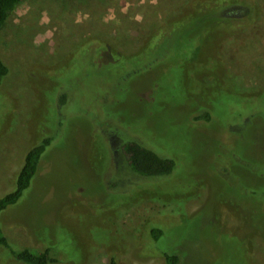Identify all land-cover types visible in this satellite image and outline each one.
Wrapping results in <instances>:
<instances>
[{
	"label": "rangeland",
	"instance_id": "rangeland-1",
	"mask_svg": "<svg viewBox=\"0 0 264 264\" xmlns=\"http://www.w3.org/2000/svg\"><path fill=\"white\" fill-rule=\"evenodd\" d=\"M200 1L205 13L196 15ZM221 1L17 5L0 29L10 68L0 87V197L14 188L27 151L45 135L56 139L31 188L1 214L14 248L50 247L54 264H166L144 245L146 229L161 223L182 264H264V0L255 21L237 25L214 19ZM179 15L184 25L163 37L171 62L140 68L117 89L114 52L132 56ZM191 40L204 43L203 65L186 49ZM106 97L110 117L98 108ZM208 109L210 121L194 119ZM118 136L184 151L178 182L149 184L122 154L121 165ZM0 264L27 263L0 246Z\"/></svg>",
	"mask_w": 264,
	"mask_h": 264
},
{
	"label": "trees",
	"instance_id": "trees-1",
	"mask_svg": "<svg viewBox=\"0 0 264 264\" xmlns=\"http://www.w3.org/2000/svg\"><path fill=\"white\" fill-rule=\"evenodd\" d=\"M22 0H0V29L5 25L7 19L11 15V13L15 10L17 5ZM203 1V0H202ZM243 0H222V6L220 8L219 13L217 14V17L214 19H218L219 21H227L232 24H238L241 20L245 19L249 21V19H252V21H255L254 17H258L260 13V8L257 4V0H244V3H239ZM201 2V1H200ZM201 7L197 6V14L205 13L203 11L205 2H201ZM241 5V6H240ZM244 5V6H242ZM250 6V8H248ZM208 19V18H207ZM169 22V23H166ZM184 25V21H182L180 15L177 17L170 18L168 21L162 22V28L159 30V36L158 31L156 33V39L155 41L151 42H142L141 48L136 53L132 54V56L127 57L126 54L120 53L116 51L115 54L118 55V59H115L114 62L116 65V70L119 72L120 80L119 87L125 88L127 86V82L130 81L131 76L136 75L140 73L138 69H146V68H154L157 65L160 64V62L168 61L171 62V60L168 58V55L163 54L162 49L164 47H167L168 41H164L163 37H165L167 34L172 33L176 28H181ZM200 24H197L195 27L192 26V31L186 36L190 35L193 31H200L201 29ZM232 31L236 29H230ZM211 32L216 31L215 28H212L210 30ZM149 38V37H148ZM161 39V40H157ZM144 40V39H143ZM141 42V41H140ZM188 47L191 48L188 50V52L197 58L201 60L200 65H203L206 61L205 59L200 58V54L203 51V44L196 40H191V42H188ZM108 45L111 44H105V43H98L97 46H100V49L102 50L104 48L108 49ZM139 45V43H138ZM113 48H115V45H111ZM215 46L216 43L212 45V50L210 49V52L213 54L215 53ZM185 49V46H183V50ZM146 51V56H144V52ZM168 51V50H167ZM174 52V51H173ZM111 53V52H110ZM217 58V56H216ZM143 61L144 63H142ZM194 63L197 64L198 62L194 60ZM137 64V65H136ZM199 65V67H200ZM215 64H212V68H214ZM10 68L8 64L0 57V87L3 84V81L5 77L9 74ZM213 78L215 75L212 73ZM211 76V77H212ZM209 78V77H208ZM211 80V78H209ZM126 82V83H125ZM264 91V88L262 89ZM261 90V91H262ZM110 91V90H109ZM111 92V91H110ZM63 98L59 100V104L61 103V106L65 105L68 102V95L63 94ZM112 96V94H110ZM264 97V96H263ZM101 102V105H99L104 112L106 111V108L108 109L106 103H103L105 99ZM100 100L101 98L98 97ZM214 97L210 98V101L213 105ZM107 112V111H106ZM106 116L110 117L109 111L106 113ZM263 112V111H261ZM119 117V116H118ZM212 118V112L208 109L207 111H204L203 113H200L194 117L195 120H204L206 122L210 121ZM125 118L122 116L121 118L117 120V122L123 121ZM132 124V123H131ZM123 128L116 129L115 132L118 133V131ZM114 131V128L112 129ZM111 130V131H112ZM125 130V129H124ZM119 134V133H118ZM118 139L121 140V138L118 136ZM55 136L53 135H45L40 139L36 144H34L25 154L23 165L19 172L16 174L14 178V188L6 193L5 195L0 197V218L1 214L4 210L9 208L12 205H15L19 203L22 199V197L25 196L26 191L31 188L34 178L37 175L39 166L46 155V153L49 151V149L53 146L55 141ZM138 137L133 136L132 138L128 140H124L121 143L118 150L120 152L119 155H117L118 160H122L121 165H124V162L126 166H128L132 171V173H135L137 176L151 179L149 184L155 183H173L178 182L176 180V176L180 171L183 170V165L181 161H184L186 154L184 151L177 149L176 147H172L171 151L168 153L162 151V147L157 146L160 148V150L157 148L156 150L152 148L151 146L145 145L141 143L139 140H137ZM104 145L105 142H103ZM121 154L124 157V162L121 157ZM164 154H170V155H164ZM122 167V166H121ZM181 178L179 177V180ZM170 184V185H171ZM166 190V189H165ZM164 190V192H166ZM160 223V221L158 222ZM161 224V223H160ZM158 224L150 229H146L145 236L148 237V242L144 241V245L147 247V251L150 254H161L166 262V264H182L181 257L177 254L176 250L173 249L170 245V234L169 232L165 231L161 225ZM162 241H168V246L166 247H160V244ZM154 247H150V245H153ZM148 245V246H147ZM0 246L3 247L5 250H7L10 253V257H12L15 260L24 261L27 264H54L59 262V259L54 256L51 253V249L45 248L43 250H35L31 248H23V249H16L12 246L10 240L8 239L7 235L5 234L2 226H1V219H0ZM154 248L156 250H154ZM108 264H117L116 258L112 257L110 262Z\"/></svg>",
	"mask_w": 264,
	"mask_h": 264
}]
</instances>
